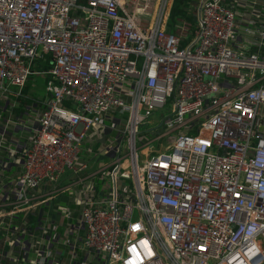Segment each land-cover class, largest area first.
<instances>
[{"label": "built area", "instance_id": "1", "mask_svg": "<svg viewBox=\"0 0 264 264\" xmlns=\"http://www.w3.org/2000/svg\"><path fill=\"white\" fill-rule=\"evenodd\" d=\"M170 2L0 0V264H264V0H197L182 37ZM106 128L101 187L51 226Z\"/></svg>", "mask_w": 264, "mask_h": 264}, {"label": "crops", "instance_id": "2", "mask_svg": "<svg viewBox=\"0 0 264 264\" xmlns=\"http://www.w3.org/2000/svg\"><path fill=\"white\" fill-rule=\"evenodd\" d=\"M94 140L95 142H90L91 145L88 144L89 147L87 151L84 149L86 145L83 146V152H86L88 158L85 162H79V166H82V171L80 173L66 172L65 176L61 178L59 186L62 188L69 187V190L63 192L57 201L47 205L44 204V206L41 207L42 209L40 210L44 211V221L48 222L51 226H53L55 224L54 222L57 220V207L71 208L73 213L72 218L77 220L80 200L84 197L81 190H90V192L97 190L98 182H100V179H97V177H99L97 175V168H99L103 160H106L110 156V152L108 146H105V142H102V149L95 151V153L92 152L94 147L101 141V139L92 138V141ZM76 167H78V165ZM79 234H81V231H79ZM75 262L76 264H101V262L94 258L89 252L79 253L75 258Z\"/></svg>", "mask_w": 264, "mask_h": 264}, {"label": "rangeland", "instance_id": "3", "mask_svg": "<svg viewBox=\"0 0 264 264\" xmlns=\"http://www.w3.org/2000/svg\"><path fill=\"white\" fill-rule=\"evenodd\" d=\"M181 1H185V0H171V2L169 3V6L166 10V21L168 22L171 17H172V14H174L179 8H184V6H182V3H180ZM189 1H192V0H189ZM196 8V7H195ZM197 9V8H196ZM188 12H190L191 10L187 9ZM195 10L193 9L192 12H191V15H192V21L189 22V18H188V15H186V11L183 10L181 11V14L182 15H185L186 18L183 20V21H180V24L182 25V27H184V25H192L194 24V18H195V14H194ZM34 83L36 85V87L32 90V92H30V94L38 99H41V96H42V92H43V80L41 78H36L34 80ZM165 115V111H160L158 113H156L152 118H154L155 121H158L162 118V116ZM121 116L119 114H115L112 116V118H110L108 121L105 122V125L106 127H111L112 126V123L111 121H113V118L117 119V118H120ZM152 118H150V120H152ZM153 127H151L149 124H144L140 130H139V133L140 135L137 137V146L139 147L141 145V143L139 142L138 139L140 140H143V141H151L152 142V147L154 149H158L161 148V147H164L168 144V139L167 138H163L161 140H155L156 139V136L159 135L161 132H162V129L159 128L157 130H152ZM110 130V131H109ZM111 135V129L110 128H106L105 129V132L101 138V141L99 142V144H97L96 147H94V149L92 150V152L95 153V151H98L99 149H102L103 147V144L102 142H105L106 143V139L109 138V136ZM95 138V137H94ZM87 143H84L83 146H85ZM89 147V145H86L85 146V151H87V148ZM83 152L82 155H81V158L83 160H81L82 162H85L88 158V155H86V152ZM107 151V150H106ZM139 155H140V160L142 159V155L141 153L139 152ZM80 161V162H81ZM105 162V160H103ZM100 183V187L102 185V181L99 182ZM61 234L63 233L64 229H59L58 230Z\"/></svg>", "mask_w": 264, "mask_h": 264}, {"label": "trees", "instance_id": "4", "mask_svg": "<svg viewBox=\"0 0 264 264\" xmlns=\"http://www.w3.org/2000/svg\"><path fill=\"white\" fill-rule=\"evenodd\" d=\"M81 2H83V0H80ZM152 3V0H151ZM151 3L149 4V9L151 7ZM180 3H182V6H184V8H179L174 14H172L171 19L167 22V26H166V31L168 33L174 34L176 36L182 37V36H189V34L191 35L194 26H195V18H194V24L188 26V25H184V27H182V25L180 24V21H183L186 16L181 14V11L185 10L187 13L186 15H188V20L189 22L192 21V15L191 12L196 7V3L197 0H185V1H181ZM187 9L191 10L190 12L187 11ZM186 44V41H184L181 45L184 46ZM42 70H46L47 67L43 66L42 68H39ZM28 92V86L23 90V94L26 95ZM32 104L31 99H27L24 102H21L20 104V108L17 110L16 114L18 115L20 112H22L23 107L26 106H30ZM28 221L30 223L35 221V217L34 216H28Z\"/></svg>", "mask_w": 264, "mask_h": 264}]
</instances>
